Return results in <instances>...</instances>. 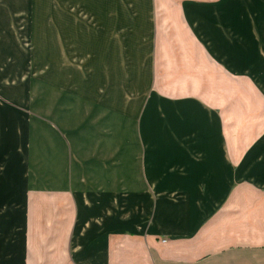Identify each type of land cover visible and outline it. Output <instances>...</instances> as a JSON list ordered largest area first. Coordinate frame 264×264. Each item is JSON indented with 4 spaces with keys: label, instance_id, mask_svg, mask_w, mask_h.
Wrapping results in <instances>:
<instances>
[{
    "label": "crops",
    "instance_id": "0c3cea01",
    "mask_svg": "<svg viewBox=\"0 0 264 264\" xmlns=\"http://www.w3.org/2000/svg\"><path fill=\"white\" fill-rule=\"evenodd\" d=\"M41 1L39 51L54 31L36 29ZM56 2L58 39L88 35V91L64 94L104 116L43 121L37 165L31 121L1 112L0 264H264V121H242L240 98L244 79L264 99V0ZM123 30L141 31L147 88L115 86L98 62ZM10 35L0 26V46Z\"/></svg>",
    "mask_w": 264,
    "mask_h": 264
},
{
    "label": "rangeland",
    "instance_id": "374dc122",
    "mask_svg": "<svg viewBox=\"0 0 264 264\" xmlns=\"http://www.w3.org/2000/svg\"><path fill=\"white\" fill-rule=\"evenodd\" d=\"M36 1H40L42 4L41 0H31L26 10L25 0H0L1 6L8 4L9 7L13 8L0 12V26L12 28V35L8 38V42H4L0 46V114L4 111L11 121H21V119L22 121H31L32 124H29L31 141H33L32 144L35 142L37 145H34L38 148L35 164L39 165L41 162L40 127L43 121H90V116L99 118L104 114L75 101V95L64 94V91L71 90L79 93L88 91L90 67L87 56L89 52L88 35L82 34L83 43L80 45L75 42L77 43L75 46L71 44L69 46L67 40L64 41L63 34L61 40L58 39L59 31L66 23L62 17L64 13L59 15L57 2L54 0L50 2L49 8L44 6L37 12L36 29L39 30V34L41 35V31L45 29L49 30L50 27L54 30L53 34L47 32L45 36L41 35L42 48L39 51L33 44L37 32L34 33V30L31 29V36L29 32L31 27L29 11L34 8ZM73 20L75 18H70L66 22L69 23ZM133 32L135 35H128L129 39L128 36H125L126 30L120 31L119 36L115 38L119 40V43L117 42L113 47H110L111 55L106 51V47H101L99 50L104 49L107 54L102 59L99 58L98 61L102 66L108 65L111 72L110 79L112 83H115V86H120V81L129 80L131 92L135 89L147 88L153 79L152 62H145L146 71L140 70L145 67L142 61H138L139 57L137 56V42L141 31L134 30ZM147 32L150 31L146 30L144 33ZM122 34L123 37L120 36ZM168 36L173 37V31H168ZM176 36L183 39L190 37L183 31H180ZM54 37L55 39H53ZM126 38L129 42L124 47L123 43ZM0 40L2 39L0 38ZM59 41L61 45L58 44ZM50 45L56 47L54 53L50 49ZM122 50H125L123 57H121ZM242 64L248 65L247 62ZM22 68H25V73ZM138 76L144 80H139ZM185 77H177L174 80H181ZM187 80L188 82L192 81L191 78H187ZM226 85L228 88L238 86L239 83L226 80ZM240 85L243 116L241 120L264 121V99L260 94L257 95L253 91L248 80L242 79ZM18 91L23 93L22 102H17L7 95L9 92L17 93ZM9 109L13 111L11 112ZM95 119L93 118L92 121ZM5 128L6 124L0 125V135H3ZM130 130L133 132L134 129ZM21 133H24V130ZM228 133L230 132L228 131ZM20 142L22 141L20 140ZM22 150H24L23 147ZM50 157L49 165L56 166V155ZM17 162L20 163V157H18Z\"/></svg>",
    "mask_w": 264,
    "mask_h": 264
}]
</instances>
